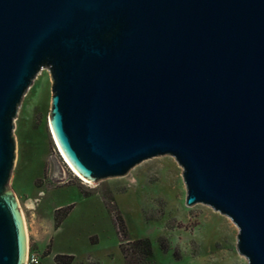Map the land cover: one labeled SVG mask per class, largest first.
I'll return each instance as SVG.
<instances>
[{"label":"water","instance_id":"water-1","mask_svg":"<svg viewBox=\"0 0 264 264\" xmlns=\"http://www.w3.org/2000/svg\"><path fill=\"white\" fill-rule=\"evenodd\" d=\"M42 67L81 177L169 155L186 205L228 217L238 253L264 264V0H0V264L27 254L12 128Z\"/></svg>","mask_w":264,"mask_h":264},{"label":"rangeland","instance_id":"rangeland-1","mask_svg":"<svg viewBox=\"0 0 264 264\" xmlns=\"http://www.w3.org/2000/svg\"><path fill=\"white\" fill-rule=\"evenodd\" d=\"M51 95L50 70L42 67L12 128L8 188L23 216L27 254L37 264H58L57 254L71 255L70 264H247L228 217L203 203L186 205L182 168L173 157L154 156L92 184L75 176L49 126ZM138 239L150 242V254L134 244Z\"/></svg>","mask_w":264,"mask_h":264},{"label":"trees","instance_id":"trees-1","mask_svg":"<svg viewBox=\"0 0 264 264\" xmlns=\"http://www.w3.org/2000/svg\"><path fill=\"white\" fill-rule=\"evenodd\" d=\"M65 214H67V211L65 212ZM119 221L122 222V219L120 218ZM134 244H140V245L145 246L146 253L150 254L151 244L148 240L138 239V240L134 241ZM120 250L124 256H127L125 249L122 246H120ZM55 261L58 264H70L72 261V256L71 255L57 254V255H55Z\"/></svg>","mask_w":264,"mask_h":264},{"label":"bare ground","instance_id":"bare-ground-1","mask_svg":"<svg viewBox=\"0 0 264 264\" xmlns=\"http://www.w3.org/2000/svg\"><path fill=\"white\" fill-rule=\"evenodd\" d=\"M50 128H51V127H50ZM52 135H53V134H52ZM53 139H54L55 144H56V146H57V148H58V150H59L60 155L62 156V158L64 159V161H65L66 164L68 165L69 169L73 172V174H74L75 176H77L78 178H80L84 183H90V184H92L91 181H88V180L84 179L83 177H81V176H80V175L74 170V168L71 166V164L69 163V161L66 159V157H65L64 154L62 153L61 149L59 148V146H58V144H57V142H56L54 136H53ZM142 169H143V167H142V168H139L138 170H136V172L134 173V175L137 176V175H139L140 173H142V171H143ZM146 177H147V179H150V178L152 177V174L148 173ZM168 180L171 181V182H173V183H175L176 185H179V184H178V180H177V178L174 177V176H172V175L169 177ZM20 212H21V211H20ZM21 214H22V213H21ZM22 219H23V216H22ZM23 222H24V220H23ZM24 229H25V227H24ZM27 255H28V254H26L25 261H26Z\"/></svg>","mask_w":264,"mask_h":264},{"label":"built area","instance_id":"built-area-1","mask_svg":"<svg viewBox=\"0 0 264 264\" xmlns=\"http://www.w3.org/2000/svg\"><path fill=\"white\" fill-rule=\"evenodd\" d=\"M37 263H38V259L33 255L31 256L27 255L26 261L24 262V264H37Z\"/></svg>","mask_w":264,"mask_h":264}]
</instances>
